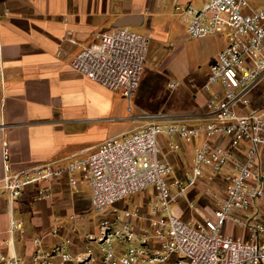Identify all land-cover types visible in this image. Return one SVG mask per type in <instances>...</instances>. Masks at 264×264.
<instances>
[{
  "label": "built area",
  "instance_id": "1",
  "mask_svg": "<svg viewBox=\"0 0 264 264\" xmlns=\"http://www.w3.org/2000/svg\"><path fill=\"white\" fill-rule=\"evenodd\" d=\"M173 10L189 38H226L200 86L210 93L207 100L174 117L141 113L144 124L102 141L86 155L18 171L10 170L2 141L0 195L7 197L10 208L33 186L36 201L53 200L54 183L62 180L74 192L87 184L89 207L100 218L95 232L79 238L84 246L75 253L72 238L61 233L73 228L56 223L33 238L35 248L28 258L4 253L6 243L0 242V264H264V214L259 208L264 196V108L249 106L254 87L264 80V2L253 7L247 0H204L196 7L173 0ZM148 44L146 34L114 27L78 52L70 66L119 92L130 111ZM180 84L173 80L167 87ZM161 135L178 136L186 144L201 139L183 177L164 159ZM218 177L223 195L210 185ZM202 183L203 194L214 200L212 214L185 220L177 204L189 188ZM134 195L138 201L130 202ZM187 209L198 211L192 201ZM69 219L75 223L81 217ZM22 224L10 219L9 233ZM228 224L246 234L226 232Z\"/></svg>",
  "mask_w": 264,
  "mask_h": 264
},
{
  "label": "crops",
  "instance_id": "2",
  "mask_svg": "<svg viewBox=\"0 0 264 264\" xmlns=\"http://www.w3.org/2000/svg\"><path fill=\"white\" fill-rule=\"evenodd\" d=\"M181 1L200 7L204 0ZM172 10L173 0H0L4 79L0 82V179L2 141L7 143L10 170L18 171L47 161L86 155L102 141L120 137L144 124L146 119L139 118L140 113L174 117L194 111L207 100L210 93L200 86L207 79L216 54L226 45L221 34L199 38L208 50L202 72L200 65L194 63H190L189 69L186 65L185 72L170 71L160 54L161 63L149 75L153 78L154 94L148 95L136 111L128 110V102L119 92L108 90L70 66L72 58L96 42L102 32L118 27L119 19L132 20L124 26L127 28L158 31L152 28L158 23L160 31H167ZM193 70L198 71L196 79L190 78ZM173 80L181 84L170 90L167 84ZM159 140L164 159L177 176L183 177L191 165L193 148L201 139L186 144L178 136L161 135ZM174 144L178 147H172ZM220 180L218 177L210 185L223 195ZM34 189L27 188L11 208L7 197L0 195V242L6 243L3 252L14 251L28 258L35 248L33 238L44 235L56 223L73 228L61 233L72 238L73 253L81 250L84 245L79 238L95 232L98 223L90 226L91 221L82 216L89 207L88 185L82 183L80 190L74 192L62 180L56 181L51 201H36ZM203 189L204 183L189 188L186 198L177 204L183 219L212 214V200L203 194ZM187 201L198 204L196 213L187 209ZM259 208L264 214V196ZM70 215L81 219L72 223ZM10 219L21 220V229L9 233ZM65 219L69 221L66 223ZM224 230L235 236L246 234L244 229L231 224ZM52 242L51 238L45 244Z\"/></svg>",
  "mask_w": 264,
  "mask_h": 264
},
{
  "label": "rangeland",
  "instance_id": "3",
  "mask_svg": "<svg viewBox=\"0 0 264 264\" xmlns=\"http://www.w3.org/2000/svg\"><path fill=\"white\" fill-rule=\"evenodd\" d=\"M252 6H261L264 0H247ZM197 7V6H196ZM170 26L167 31H160L157 24L152 25V28H158V31H154L153 29L147 27H130L131 31L146 34L149 37L148 44V52L147 57L144 63L143 73L140 78V82L136 91V96L131 98V106L134 111H136V107L142 102L146 100L148 95L154 94L153 87V78L149 75L153 72V70L159 66L160 54L164 55L165 58V68L170 71H175V73L185 72L183 68L186 66V69L190 68V63H194L195 65H200L199 71L202 72V68L204 67L203 62L208 53L207 49L203 48V40L201 39H190L186 33L184 24L179 20L175 12L172 10V16L169 19ZM186 33V34H185ZM160 38V39H158ZM168 46H170L168 48ZM193 73H189L190 78H194L195 74L198 71H191ZM155 75V74H154ZM176 78L179 77L175 75ZM159 97V93L156 94ZM251 97V96H250ZM249 106L252 107H263L264 108V80L260 81L253 89L251 104ZM141 114V113H140ZM139 114V115H140ZM222 190V186H221ZM217 192V191H216ZM207 197V196H206ZM211 205L214 207V200L210 198ZM130 202H137L138 196L134 195L129 198ZM204 204V203H200ZM196 207L198 206L195 203ZM83 218H86L90 226H94L95 222L99 221L100 216L95 214L89 207L83 211ZM206 215V213H205ZM186 218V217H185ZM187 219V218H186ZM66 223L69 221L65 219ZM71 221V220H70ZM72 222V221H71ZM73 223V222H72ZM92 224V225H91ZM89 230V229H88Z\"/></svg>",
  "mask_w": 264,
  "mask_h": 264
},
{
  "label": "water",
  "instance_id": "4",
  "mask_svg": "<svg viewBox=\"0 0 264 264\" xmlns=\"http://www.w3.org/2000/svg\"><path fill=\"white\" fill-rule=\"evenodd\" d=\"M131 19L130 18H122V19H119L116 23V26H127L131 23Z\"/></svg>",
  "mask_w": 264,
  "mask_h": 264
}]
</instances>
